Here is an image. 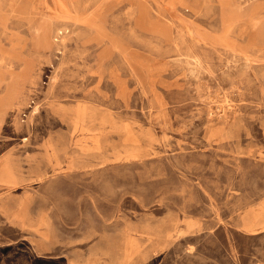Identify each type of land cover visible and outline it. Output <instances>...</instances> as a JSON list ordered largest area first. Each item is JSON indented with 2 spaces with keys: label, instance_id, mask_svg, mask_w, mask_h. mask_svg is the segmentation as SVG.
I'll return each instance as SVG.
<instances>
[{
  "label": "rangeland",
  "instance_id": "1",
  "mask_svg": "<svg viewBox=\"0 0 264 264\" xmlns=\"http://www.w3.org/2000/svg\"><path fill=\"white\" fill-rule=\"evenodd\" d=\"M0 264H264V0H0Z\"/></svg>",
  "mask_w": 264,
  "mask_h": 264
},
{
  "label": "bare ground",
  "instance_id": "2",
  "mask_svg": "<svg viewBox=\"0 0 264 264\" xmlns=\"http://www.w3.org/2000/svg\"><path fill=\"white\" fill-rule=\"evenodd\" d=\"M69 31V30H68ZM37 108V107H36Z\"/></svg>",
  "mask_w": 264,
  "mask_h": 264
}]
</instances>
